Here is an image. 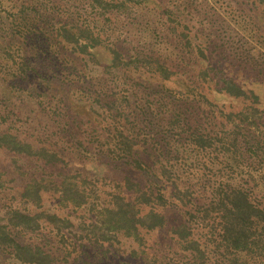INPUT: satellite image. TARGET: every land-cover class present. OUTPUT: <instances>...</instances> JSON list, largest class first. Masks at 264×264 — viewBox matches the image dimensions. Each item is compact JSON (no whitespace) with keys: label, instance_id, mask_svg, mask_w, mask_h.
<instances>
[{"label":"rangeland","instance_id":"obj_1","mask_svg":"<svg viewBox=\"0 0 264 264\" xmlns=\"http://www.w3.org/2000/svg\"><path fill=\"white\" fill-rule=\"evenodd\" d=\"M125 5L111 13L93 9L87 0H0V132L17 133L57 152L65 162L52 166L0 148L5 181L0 188V222L10 209H19L26 214L51 212L78 224L88 218L87 208L61 206L53 189L37 207L22 199L24 187L34 180L52 186L63 176H80L96 192L92 196L96 206L114 191L115 179L130 176L147 186L146 175L134 167L139 159L149 165L164 163L174 170L173 179L188 186L242 184L253 196L264 197V172L256 170L259 166L246 149L237 165L234 154L215 149L194 153L191 141L197 131L207 135L225 130L229 140L240 139L242 148L264 143V0H125ZM22 10L34 23L32 41L22 38L13 43L14 34L25 32L19 21L11 23L10 12L19 17ZM62 23L90 24L106 44L145 60L139 69L122 72L111 83L102 66L73 59L66 51L55 33ZM157 60L171 71L169 81L159 77ZM21 62L26 64L24 71L19 70ZM230 81L255 91L262 112L246 124L234 117L223 129L218 102L224 103L219 106L227 114L251 104L225 95ZM109 88L121 99L107 111L96 94ZM120 132L134 144V157L114 154ZM184 149L188 154L182 157L178 150ZM166 217L169 226L180 221L173 210ZM13 234L23 243L43 244L60 260L69 255L74 264L184 263L164 236L150 238L140 249L124 240L125 253L118 254L117 247L82 245L73 236L65 246L48 230ZM60 260L56 264L64 263ZM0 264L23 263L0 248Z\"/></svg>","mask_w":264,"mask_h":264},{"label":"trees","instance_id":"obj_2","mask_svg":"<svg viewBox=\"0 0 264 264\" xmlns=\"http://www.w3.org/2000/svg\"><path fill=\"white\" fill-rule=\"evenodd\" d=\"M87 1L93 9L111 13L114 12L113 9L118 11L126 7L125 0ZM24 5L26 3L21 6ZM10 15L11 23L19 21L22 29L20 31L25 32L20 36L14 34L13 43H16L15 39L19 42L22 38L26 42L32 41L29 36L32 33L31 27L34 26L31 16L24 10L19 17L11 12ZM44 20L48 21V16ZM15 29L17 28L13 31ZM55 33L73 59H89L102 66L105 73L111 76V83L122 72L126 74L129 69H139L140 63L145 60L139 56L138 59L133 58L116 44H106L101 32L96 31L90 24L62 23ZM8 55L9 58L13 57L12 54ZM14 63L18 64L16 60ZM156 63L157 70L160 71L159 77L169 81L171 71L159 60ZM25 65L21 62L19 70L24 71ZM110 89L96 94L97 101L103 102L107 111L113 110L121 99L119 96L115 97ZM225 95L251 104L237 114H227L219 106L224 103L218 102L216 107L224 116L223 129L234 121V117L246 124L251 117L262 112L258 107L261 104L260 96L253 90H245L230 81L227 83ZM122 98V101L127 100L126 96ZM213 134L204 135L200 131L192 134L191 141L196 146L194 153L215 149L223 155L230 154V157L234 154L233 159L238 165L243 155L241 151L245 152L246 149L249 159L259 166L256 170L264 172V143L257 141L242 148L240 139L234 137L229 140L225 130ZM115 141L118 153L114 154L125 159L134 157V144L128 137L120 132ZM0 148L16 155L43 160L52 166L65 163L57 152L28 142L13 132H0ZM178 154L185 157L188 153L184 149L178 150ZM134 167L146 175L147 186L130 176L115 179V187L112 189L114 191L96 206L92 203V196L96 192L87 178L71 175L63 176L60 182H54L52 186L44 180H34L27 184L20 194L22 199L40 207L44 196L53 189L61 206L87 208L88 220L84 219L77 224L68 217L47 211L26 214L19 209H10L0 222V248L10 250L23 264H56L60 258L46 246L23 243L13 231L36 234L48 230L60 237L65 246L68 245V236L70 239L73 236L82 245L86 243L103 248L106 245L109 248L117 247L118 254L125 253L122 250L124 240L136 244L140 249L147 245L150 238L164 236L171 249H176L175 256L184 260L183 264H217L221 261L223 264H264V197L253 196L242 184L221 183L203 187L192 182H189V186L179 183L173 179L174 170L164 163L149 165L139 159ZM4 186V175L0 172V188ZM169 210L180 216V221L172 226H169L166 217ZM137 254L138 250L133 249V255ZM69 257L64 256L61 259L64 262L62 264H74L69 262ZM75 264L80 263L78 261Z\"/></svg>","mask_w":264,"mask_h":264}]
</instances>
